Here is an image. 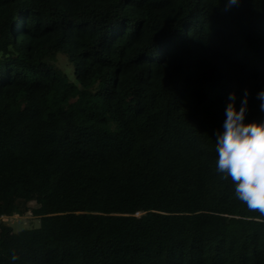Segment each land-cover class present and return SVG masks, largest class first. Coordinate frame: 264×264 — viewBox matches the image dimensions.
Segmentation results:
<instances>
[{"label":"trees","instance_id":"1","mask_svg":"<svg viewBox=\"0 0 264 264\" xmlns=\"http://www.w3.org/2000/svg\"><path fill=\"white\" fill-rule=\"evenodd\" d=\"M261 89L264 0H0V217L40 222L0 221V264H264L215 169Z\"/></svg>","mask_w":264,"mask_h":264},{"label":"clouds","instance_id":"2","mask_svg":"<svg viewBox=\"0 0 264 264\" xmlns=\"http://www.w3.org/2000/svg\"><path fill=\"white\" fill-rule=\"evenodd\" d=\"M233 5L238 0H227ZM264 110V89L256 93ZM224 110L223 131L216 138L215 169L222 178H230L235 197L249 210L264 216V121H246L247 90L236 104V96L229 93ZM11 264L19 259L13 251Z\"/></svg>","mask_w":264,"mask_h":264},{"label":"rangeland","instance_id":"3","mask_svg":"<svg viewBox=\"0 0 264 264\" xmlns=\"http://www.w3.org/2000/svg\"><path fill=\"white\" fill-rule=\"evenodd\" d=\"M48 62L51 64H55L56 67L64 70V72L71 79H73V70L65 57L60 55H51ZM35 206L36 204L34 202L30 203L29 205L30 208H34ZM3 222L7 223L10 227H12L14 232H20L24 229L37 228L40 224L39 219L37 217H33L30 212H28L25 216H17L13 219H7Z\"/></svg>","mask_w":264,"mask_h":264},{"label":"built area","instance_id":"4","mask_svg":"<svg viewBox=\"0 0 264 264\" xmlns=\"http://www.w3.org/2000/svg\"><path fill=\"white\" fill-rule=\"evenodd\" d=\"M14 217H17V216H13V217H5V216H1L0 217V221H5L7 219H13ZM19 217V216H18Z\"/></svg>","mask_w":264,"mask_h":264}]
</instances>
